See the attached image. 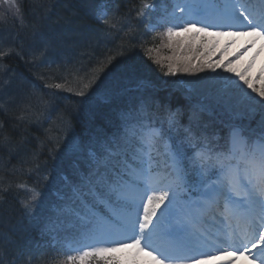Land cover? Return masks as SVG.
Listing matches in <instances>:
<instances>
[{
  "label": "snow or ice",
  "instance_id": "snow-or-ice-1",
  "mask_svg": "<svg viewBox=\"0 0 264 264\" xmlns=\"http://www.w3.org/2000/svg\"><path fill=\"white\" fill-rule=\"evenodd\" d=\"M2 3L7 6L6 13L21 19L17 0ZM144 9L156 10L144 4L140 15H146ZM107 17V11H101L96 18L114 28ZM3 20L0 17V22ZM158 28L162 31L157 32ZM212 28L229 31L211 32ZM147 31L157 33L154 39L159 47H147L146 52L166 69L164 75L223 68L238 77L218 74L214 79L221 82V98L241 114L252 117L260 113L258 130L233 125L221 146L186 128L183 139L174 144L163 127L153 123L156 117L147 102L121 111L117 131L108 134L99 130L86 144H76L77 150L86 151L87 173L61 197L64 203L56 207L49 222L55 228L61 219L75 218L82 230L79 239L64 244L63 264H206L215 258L213 250L233 257L227 264H236L241 257L249 264H264V72L254 83L223 63L201 61L194 66L187 57L160 55V49L179 51L188 39L184 34H194L190 37L193 41L204 34L201 48L210 36L264 39V0H223L222 4L217 0H175L172 10H165ZM36 35H42L39 26H34ZM14 51L0 50V58ZM186 51H192L191 44ZM111 60L106 57L90 70L75 68L76 74L83 71L78 77L83 86L76 94L87 96ZM46 86L64 88L60 83ZM138 86L148 87L150 82L141 80ZM29 113L30 109L22 110L17 119L26 122ZM167 122L169 130L176 127V114L169 113ZM3 144L8 146L10 138L5 136ZM186 148L193 150L192 155ZM17 187L32 194L31 201L24 203L32 210L41 193L24 184ZM130 249L135 250L130 260L111 255ZM141 254L147 259L141 260Z\"/></svg>",
  "mask_w": 264,
  "mask_h": 264
},
{
  "label": "trees",
  "instance_id": "trees-1",
  "mask_svg": "<svg viewBox=\"0 0 264 264\" xmlns=\"http://www.w3.org/2000/svg\"><path fill=\"white\" fill-rule=\"evenodd\" d=\"M145 1L148 0H17L21 19L14 17V25L22 37L21 42L16 40L13 43L16 50L12 57L0 58L6 64V70L16 57L18 60H15L18 63L12 74L0 70V93L5 96L4 100L0 99V124L3 125L0 128V264H59V258L50 255L44 244L48 236L43 234L41 225L38 226L40 220L36 219L41 218V214L37 213L36 218L30 219V211L32 213L34 208L29 211L23 206L27 199L20 201L11 193L3 196L5 192L2 189L15 187L10 184L12 181L7 174L20 177L25 172V164L31 162L38 165L37 172L42 179L57 178L50 165L55 154L47 152L55 146L58 148L59 139L63 142L67 128L69 134L81 140L82 145L99 130L108 134L117 131L120 112L136 106L132 102V90L128 88L138 86L141 80L149 81L150 87H158H141L139 92L147 101L155 99L159 104L175 107L178 121L184 123L181 125L192 128L183 118L188 113L181 109L178 93L169 91L167 96L165 92L164 86L173 87L175 80L164 75L166 69L156 65L146 52L147 47H159V41L154 39L156 33L146 30L152 14L144 9L146 15H140ZM101 11H107V18L110 24H115L114 28L96 18ZM34 26H39L42 35L33 36ZM3 40L10 42L9 36ZM106 57H112V60L100 80L87 96L77 95L83 86L78 79L83 71L76 74L74 69L90 70ZM57 69L65 73L61 74ZM25 74L29 78L34 75L49 84H63L60 91L65 95L61 99L45 97L44 105L41 104L43 108L35 110L33 107L27 121L21 122L17 117L22 110L29 112L31 102L25 100L13 110L11 101L21 99L11 96L7 90L14 85L18 87L16 83L19 81L25 84L28 78ZM69 88L72 91L66 90ZM57 102L58 105L62 103L61 111L55 110ZM44 112L56 119L44 123ZM258 115L257 111L253 118L255 121L252 118L248 120L250 117L246 116L248 124L259 123ZM179 130L182 131L180 127ZM5 136L10 138L8 146L3 144ZM67 141L62 150L67 155L75 154L76 148L67 145ZM65 165L66 169L69 168Z\"/></svg>",
  "mask_w": 264,
  "mask_h": 264
},
{
  "label": "rangeland",
  "instance_id": "rangeland-1",
  "mask_svg": "<svg viewBox=\"0 0 264 264\" xmlns=\"http://www.w3.org/2000/svg\"><path fill=\"white\" fill-rule=\"evenodd\" d=\"M6 7L7 6L2 3V0H0V13L2 10H5ZM171 10L172 7L168 11ZM1 33L2 32H0V38H1ZM192 35L194 34H184V36L188 37V39H185L183 47L179 51L174 53L170 49H160V55L162 57L172 56V55H176L177 57H181V58L187 57L189 60H191L194 66H198L201 63V61H210L214 64L219 63L217 62V57L225 58V59L232 58V62L236 64L231 67L235 68L237 72L246 74L248 77L252 78L254 83L260 81V74L261 72H264V47H260L259 49L256 48L255 43L257 41L255 40V37H247V36L235 37L233 35L229 37L220 36L219 38L208 37L207 38L208 44L206 45L205 48H201V44L204 43V35L201 34L200 36L196 37L194 41L191 40L190 38ZM189 44H191L192 51H186L189 47ZM219 72H221L222 75H225L222 69L217 68L216 73ZM216 73L206 68L205 71L203 72H199L195 74H188V73H183V74L189 80L195 83L198 82L199 84L209 83L213 85L212 82L215 81V84L218 87L215 86L213 87L216 89L217 93L219 94L218 97L221 98L222 96V93L220 91L221 82L218 79H214V77H217L215 75ZM228 74L229 76H232L233 79H238V77H235V75H233L232 73H228ZM195 76H197L198 78L196 79ZM206 90L208 89L204 88V90L202 91L204 92ZM127 255L128 252H126V254L123 255L124 260L127 257ZM140 259L144 260L147 258L143 257V255L141 254Z\"/></svg>",
  "mask_w": 264,
  "mask_h": 264
},
{
  "label": "bare ground",
  "instance_id": "bare-ground-1",
  "mask_svg": "<svg viewBox=\"0 0 264 264\" xmlns=\"http://www.w3.org/2000/svg\"><path fill=\"white\" fill-rule=\"evenodd\" d=\"M255 46H256L257 49H259L260 47H262V41H261V40L257 41V42L255 43ZM0 99H1V100H4V99H5V96H4L2 93H0ZM244 260L247 261V259H244ZM241 261H242V262H240L239 264H246V263L243 261V259H241Z\"/></svg>",
  "mask_w": 264,
  "mask_h": 264
}]
</instances>
